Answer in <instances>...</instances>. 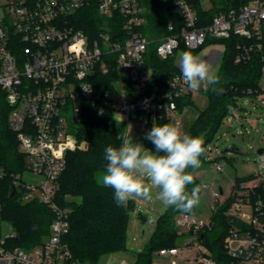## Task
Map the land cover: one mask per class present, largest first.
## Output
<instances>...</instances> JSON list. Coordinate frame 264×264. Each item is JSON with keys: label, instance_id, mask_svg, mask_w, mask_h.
<instances>
[{"label": "built area", "instance_id": "1", "mask_svg": "<svg viewBox=\"0 0 264 264\" xmlns=\"http://www.w3.org/2000/svg\"><path fill=\"white\" fill-rule=\"evenodd\" d=\"M91 5L102 17L121 16L127 39L113 41L103 31L98 39L90 40L77 27L75 15ZM176 5L183 25L176 31L173 22L168 24V34L157 45L162 58L175 55L181 46L195 51L209 39L226 40L232 35L248 42L238 45L237 63L249 61L264 46V0L231 7L205 26H198L196 10L187 0H177ZM145 13L142 0H6L1 7L0 88L10 107L9 127L27 160L26 170L13 175L14 189L23 203L38 201L48 206L54 220L50 235L32 249L11 248L7 240L12 235H1L0 264H77L64 242L70 210L58 204L57 192L68 154L88 147L76 132L86 121L89 105L97 106L100 116L107 108L113 110L115 118L128 125V132L133 119L155 121L162 110L171 118L177 113L176 100L209 88L190 90L181 73L167 80L165 90L152 80L145 59L154 40L140 31L146 24ZM105 55L117 56L120 77L115 88L100 91L94 79L97 72L111 70L102 61ZM69 111L72 123L67 118ZM259 162L262 171L234 184L223 204H219L222 194H214L213 213L227 205L226 216L233 222L223 243L229 264H264V201L259 196L264 191V153ZM28 174L34 179H28ZM5 176L0 166V180ZM175 225L185 242L159 250L160 255L173 258L191 253L188 261L192 264H219L201 239L214 227L212 217L182 213Z\"/></svg>", "mask_w": 264, "mask_h": 264}, {"label": "trees", "instance_id": "2", "mask_svg": "<svg viewBox=\"0 0 264 264\" xmlns=\"http://www.w3.org/2000/svg\"><path fill=\"white\" fill-rule=\"evenodd\" d=\"M196 10L198 26H205L213 18L228 11L231 7L243 5L248 0H211L212 8L206 10L202 0H187ZM177 0H142L146 7V24L140 31L154 40L148 47L145 65L150 70L152 80L162 90H165L168 79L181 73L177 64V53L162 58L157 53L158 40L168 34V24L173 22L175 30L180 31L183 20L180 17ZM77 27L82 29L90 40H96L103 31L111 34L113 41L127 39L123 29L124 19L121 16L105 18L100 16L94 5L81 9L75 15ZM247 39L232 35L226 40L209 39L203 47L191 51L181 46L180 50L196 55L212 44H223L226 47L218 73L219 84L210 85L207 92L208 105L199 111L197 118L190 125V135L200 136L204 140L203 147L211 142L217 134L221 123L230 113L236 100L243 96L258 97L264 92L261 86L264 68V46L255 52L247 62H236L239 53L238 45L247 44ZM116 55H105L103 62L111 66L108 74L97 72L95 82L98 90L115 88L120 74L116 67ZM216 87L222 89L219 93L212 91ZM193 96H184L178 100L177 113L193 104ZM10 107L6 99V92L0 88V166L5 170V178L0 180V207L1 219L7 221L14 231V235L7 240L11 248L32 249L41 244L51 233V224L54 220L52 210L41 202L23 203L18 192L13 194V175L21 174L26 170L27 160L18 146L17 135L11 130L8 123ZM161 117L146 123V133L154 123L163 125L169 122L165 111ZM134 118H137L134 116ZM128 125L119 122L113 110L107 108L103 115L98 114V107L89 105L86 121L76 132L80 140L87 142L86 149H77L68 154V164L59 180L57 202L62 208L70 210V228L64 242L68 245L77 264H100L104 256L125 252L129 212L133 201L129 200L127 207L117 206L114 199V189L100 183V176L106 167L105 149L108 146H119L117 139L120 133L127 134ZM147 148L155 152L154 145L145 139ZM162 154V153H161ZM205 162V152L200 157ZM217 161V160H216ZM196 169H188L194 176V184L198 185ZM253 175L237 177L235 184L241 180L252 178ZM194 185H189L190 189ZM264 201V191H259ZM228 206L225 205L212 219L214 227L206 231L201 237L203 243L212 251L219 264H229L223 243L233 222L226 216ZM182 214L168 207V210L157 219L156 230L144 249L135 255L132 264H152L153 254L163 248L178 246L179 236L175 219ZM190 214L196 215V208ZM2 235L0 229V237Z\"/></svg>", "mask_w": 264, "mask_h": 264}, {"label": "rangeland", "instance_id": "3", "mask_svg": "<svg viewBox=\"0 0 264 264\" xmlns=\"http://www.w3.org/2000/svg\"><path fill=\"white\" fill-rule=\"evenodd\" d=\"M5 2L6 0H0V16L1 7ZM202 4L206 8L211 6L209 0H202ZM213 49L223 51V46L220 44L207 46L196 55L203 59ZM181 55L182 53L177 55L178 63ZM221 62V58H219L218 64L211 65L217 75L220 71ZM121 74L122 76L127 75L126 72H121ZM261 86L264 88V75L261 80ZM205 91L193 95V104L184 108L183 112L172 115L168 123L177 126L182 133L190 135L191 123L197 118L199 111L208 105L207 92ZM67 118L72 123V111L67 113ZM127 135L132 138L134 143L142 144L147 148L145 145V121L133 119ZM263 148L264 95L262 97H240L221 123L214 139L205 146V162L201 163V166L195 170L198 185H203L200 193V205L196 208L198 217L203 219L212 217L213 207L216 204L214 194L220 192V188L223 194L220 197L219 204H223L230 196L237 177L254 175L262 171L258 150ZM218 166L222 170H219ZM27 176L30 180L34 179L33 175L28 174ZM144 180L150 184V180L146 177H144ZM158 192L159 189L152 187L150 199L143 197L132 199L133 207L129 212L126 239L127 250L125 251L128 261L114 258V262H110L109 258L104 257L101 261L102 263L104 262L103 264L105 262H107L106 264H132L134 261L133 257L144 249L156 230L158 217L168 210V207H165L158 198ZM0 229L3 237L15 234L9 223L2 220L1 216ZM184 242L185 239L180 238L178 245ZM192 256L191 253H184L182 256L170 258L162 256L159 251H156L153 254L152 264H192L188 261Z\"/></svg>", "mask_w": 264, "mask_h": 264}, {"label": "clouds", "instance_id": "4", "mask_svg": "<svg viewBox=\"0 0 264 264\" xmlns=\"http://www.w3.org/2000/svg\"><path fill=\"white\" fill-rule=\"evenodd\" d=\"M179 64L190 90L219 84L218 75L201 57L186 51L179 57ZM212 91L219 93L222 89L213 87ZM117 139L121 141L118 147L105 149L107 163L100 176L103 186L114 189L117 206L127 207L129 200L137 197L150 199L152 187L159 189L158 198L165 207L178 212L192 213L200 205L203 185H195L194 176L187 170L201 166L200 157L205 152L202 137L182 133L170 123H154L146 139L154 145L155 152L134 143L127 134L120 133ZM189 185L194 186L189 189Z\"/></svg>", "mask_w": 264, "mask_h": 264}, {"label": "crops", "instance_id": "5", "mask_svg": "<svg viewBox=\"0 0 264 264\" xmlns=\"http://www.w3.org/2000/svg\"><path fill=\"white\" fill-rule=\"evenodd\" d=\"M209 2L211 3V6H209V7H204L206 10H209V9H211L212 8V1L211 0H209ZM212 45H216V44H212ZM220 45H222L223 46V51H219V50H216V49H213V50H210L207 54H206V56L203 58L207 63H209L210 65H214V64H218L219 63V58H221V61H222V58H223V55H224V53H225V50H226V47H225V45H223V44H220ZM209 46H211V45H209ZM179 53H184V51H182V50H180L178 53H177V55L179 54ZM177 63H178V61H177ZM178 66L180 67V64L178 63ZM104 257H106L107 259L109 258V261L110 262H114L113 261V259L114 258H118V259H121V260H127L128 258H127V256H126V252L124 253H115V254H110V255H107V256H104ZM103 257V258H104ZM102 258V259H103ZM133 259H135V256L133 257ZM102 261V260H101ZM128 261V260H127ZM109 262V263H110ZM102 262H100V264H101ZM104 263V262H103ZM102 263V264H103ZM107 262H105V264H106ZM131 264V263H130Z\"/></svg>", "mask_w": 264, "mask_h": 264}, {"label": "water", "instance_id": "6", "mask_svg": "<svg viewBox=\"0 0 264 264\" xmlns=\"http://www.w3.org/2000/svg\"><path fill=\"white\" fill-rule=\"evenodd\" d=\"M262 153H264V148L263 149H260V150H258V154L260 155V154H262ZM220 193L221 194H223V191H222V189L220 188ZM13 194H15V189L13 190V193H12V195Z\"/></svg>", "mask_w": 264, "mask_h": 264}]
</instances>
